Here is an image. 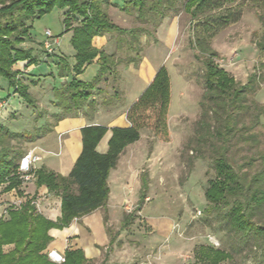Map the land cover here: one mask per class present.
<instances>
[{"label": "trees", "instance_id": "obj_1", "mask_svg": "<svg viewBox=\"0 0 264 264\" xmlns=\"http://www.w3.org/2000/svg\"><path fill=\"white\" fill-rule=\"evenodd\" d=\"M241 1L244 0H127L120 10L137 25L121 29L109 20L111 0H0V78L7 82L12 94L36 110L28 87L20 81L22 74L14 67L17 63H25V67L35 64L31 49L22 47L29 40L32 20L54 7L64 9L65 29L68 30L71 20L77 22L71 28L70 41L75 63L70 67L64 58H59V77L70 75L71 79L59 88H52L53 106L59 109L53 117L57 123L76 116L85 106L91 109L96 105L92 96L103 93L100 85L109 76L118 78L119 67L136 65L142 51L141 38H153L164 18L182 10L189 16L190 49L202 67L200 114L187 149L195 158L208 159L213 171L204 191L207 203L204 212L214 215L230 238L239 240L250 252L260 251L264 259V125L260 121L264 109L253 99L259 82L263 81L264 64H259L242 85L219 67L218 55L210 46L215 31L237 20L235 9ZM259 22L264 24L261 18ZM104 35L115 41L116 51L112 54L92 45L94 37ZM256 46L259 53L264 51L262 41ZM122 51L126 52L125 59L118 55ZM91 64L98 67L94 77L88 82L78 79ZM114 94L119 95L116 89ZM169 94V77L164 67H160L127 108L125 117L129 126L110 129L105 154H99L96 147L108 129L89 125L80 129L81 151L68 175L45 167L33 171L35 186L45 187L47 193L60 198V216L52 222L39 214L34 196L9 209L8 218L0 219V264H54L44 253L51 242L49 230H61L98 209L103 210V224L112 246L118 232L113 234L108 226L109 173L125 148L139 140L141 130L150 132L157 140L169 141L166 126ZM111 100L112 97H103L101 104L108 105ZM22 137L23 141H30L0 123V187L4 185L3 191L14 190L21 197L22 181L17 172L25 152L15 143ZM140 182L143 191L146 179L141 176ZM144 198L142 194L141 201ZM129 222L130 217L124 214L120 230L127 228ZM8 245L12 249L3 252ZM194 257L203 264H219L230 259L231 253L200 246ZM64 258L62 264H90L80 249L66 250Z\"/></svg>", "mask_w": 264, "mask_h": 264}, {"label": "rangeland", "instance_id": "obj_2", "mask_svg": "<svg viewBox=\"0 0 264 264\" xmlns=\"http://www.w3.org/2000/svg\"><path fill=\"white\" fill-rule=\"evenodd\" d=\"M126 1L111 0L113 6L108 8L109 20L121 29L137 25L120 10ZM235 12L237 20L215 31L210 46L218 55L219 67L244 85L259 64H264V51L259 53L256 46L258 41L264 44V24L259 22V18L264 22V0L241 1ZM64 20L65 10L54 7L30 23L29 40L22 47L31 49L35 64L32 72H19L21 83L28 87V94L36 102V110L26 107L17 95L0 94L3 98L0 103L4 105L0 123L12 132L23 135L26 130L34 135L37 128H51L55 123L51 89L59 86L62 79H71L70 75L59 77L57 63L60 57L70 67L75 63L70 41L71 28L77 22L71 20L66 30ZM47 30L52 37L50 41L58 39L53 55H47L43 49ZM189 34V16L182 10L164 18L153 38H141L142 51L136 65L119 67L118 78L109 76L101 84L107 90L106 97L117 102V114L145 89L148 74L164 67L170 82L166 121L169 141L157 140L150 132L141 130L139 140L128 145L120 155L110 179L108 200L113 217L108 226L113 234L118 232L120 246L113 245L110 250L106 245L101 247L90 264H203L194 257L200 246L231 253L230 259L219 264H264L260 251L250 252L249 247L222 230L221 222L214 215L204 212L207 205L204 191L213 171L208 159L195 158L187 149L199 118L198 104L203 93L202 67L190 49ZM92 45L112 53L116 51L110 35L94 37ZM125 54L122 51L118 55L125 59ZM17 64L16 68L22 69ZM83 75L86 78L87 72ZM262 78L253 99L264 109V74ZM260 121L264 125V114ZM44 128L38 136L46 133ZM25 143L22 137L15 145L26 148ZM141 176L146 179L143 191ZM124 214L130 217V222L127 228L120 230Z\"/></svg>", "mask_w": 264, "mask_h": 264}, {"label": "crops", "instance_id": "obj_3", "mask_svg": "<svg viewBox=\"0 0 264 264\" xmlns=\"http://www.w3.org/2000/svg\"><path fill=\"white\" fill-rule=\"evenodd\" d=\"M97 49L105 50V48ZM105 51H107L106 53L108 54H112V52H109V50L107 49ZM17 65L22 66V69L16 68L17 66H15L16 70L23 71L22 74H28L29 72L33 71V67H25V63H18ZM97 69L98 67L94 64L88 65L85 68L84 72L77 78L81 81L88 82L94 77ZM85 72H87V75H85L86 78L84 77V79L83 74ZM154 74L155 71L148 74L144 85L145 87L152 80ZM67 82V80L62 79L59 86L55 88H59L62 84H65ZM100 88H102L101 85ZM102 89L104 90L103 93L94 94L91 98V100H94L96 102V105L91 108L92 110L90 109V106H85L76 116L66 117L58 121L57 123H54L51 128H44V125V127L37 128L38 130H36L34 135H32V133L30 135V132H27L26 130L23 131V135L25 136V134H28L25 137L28 138L27 140H30L24 141L27 145L26 148L22 147L25 154L31 152L40 156V161L35 163L36 169L45 167L57 174L66 176L71 171L73 164L81 151V128L89 125H101L108 129L96 147V151L99 154H105L108 149V141L111 137L110 129L113 127L126 128L129 126V123L127 122L125 117V112L135 100L125 108H121V110L116 114V101L111 100L108 105L101 104L102 99H100V97H106L107 95V90H105L104 88ZM3 93L6 96L12 94L11 90L8 88L7 82L4 79L0 78V94ZM15 95L16 94H13L11 96L13 97ZM1 99L3 98L0 97V100ZM8 100L9 99H7V102ZM51 103L53 108L52 115L57 114L59 112V109L53 106V101H51ZM103 120H106V122H103ZM42 128L45 129L44 132L46 133L44 135L38 136V133ZM116 167L117 165L110 171L107 181L109 187L108 200L111 197L110 179L113 176L112 173L115 171ZM3 187L4 185L0 187V219H7V211L9 209L19 207L22 202H24L26 199H30L33 196L36 210L43 217L52 222H55L56 219L60 216V198L47 193L45 187H36L34 180L29 183L22 184L19 189L23 195L22 197L19 196L14 190L3 191ZM108 200L106 210L109 223V221L112 222L113 217L111 218L112 215L109 211ZM15 202H18L17 205H15ZM48 235L51 237V242L44 252L45 255L47 251L50 250H54L59 254L64 255V252L66 250L80 249L83 251L85 258L91 262V260L98 256L97 250L102 249L101 247H104L106 245V249L110 250L111 248V246H109V238L106 234L103 224L102 209H98L89 215L83 216L77 220H73L68 227H65L61 230L50 229ZM118 242L119 240H117L116 238L112 246L117 245ZM11 248V245L3 247L5 252L11 250Z\"/></svg>", "mask_w": 264, "mask_h": 264}, {"label": "built area", "instance_id": "obj_4", "mask_svg": "<svg viewBox=\"0 0 264 264\" xmlns=\"http://www.w3.org/2000/svg\"><path fill=\"white\" fill-rule=\"evenodd\" d=\"M46 40L43 42V49L47 54H53L55 49L54 46H58V39L50 41L51 34L47 30L45 32ZM4 108V105L0 103V112ZM40 161V156L33 154L31 152L26 153L18 163V176L19 179L22 181V184L29 183L33 181V171L36 169L35 163ZM46 256L48 260L54 264H62L65 261L64 255L59 254L54 250L47 251Z\"/></svg>", "mask_w": 264, "mask_h": 264}]
</instances>
